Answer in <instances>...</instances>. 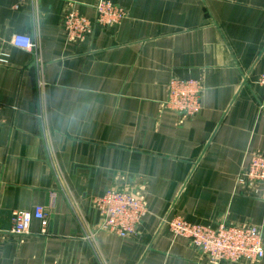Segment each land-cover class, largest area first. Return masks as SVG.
I'll return each instance as SVG.
<instances>
[{"label": "crops", "instance_id": "crops-1", "mask_svg": "<svg viewBox=\"0 0 264 264\" xmlns=\"http://www.w3.org/2000/svg\"><path fill=\"white\" fill-rule=\"evenodd\" d=\"M99 1L0 0V264H212L173 217L264 238V185L238 182L264 154V0H108L127 18L69 42L66 15ZM173 78L201 82L198 115L163 108ZM112 187L148 205L133 238L98 229ZM36 208L48 234H12Z\"/></svg>", "mask_w": 264, "mask_h": 264}, {"label": "built area", "instance_id": "built-area-1", "mask_svg": "<svg viewBox=\"0 0 264 264\" xmlns=\"http://www.w3.org/2000/svg\"><path fill=\"white\" fill-rule=\"evenodd\" d=\"M95 11L96 18L92 22L72 7L62 23L69 42L79 44L93 34L95 25L114 27L120 25L128 15L124 8L115 6L108 0H100ZM12 44L27 52L35 48L33 40L24 35L14 36ZM258 84L264 89V74L259 77ZM202 93L200 81L173 78L168 84V99L163 108L194 117L201 112ZM262 104L264 108V101ZM238 182L249 186L264 185V154L256 153L251 156L248 165L242 169ZM93 204L100 216L98 229L126 239L138 234V227L149 212L146 201L128 188L112 187L103 196L94 198ZM34 219L41 222L42 233L48 234L50 219L43 208H36L33 214L15 212L11 233L28 235ZM169 227L175 236L188 239L191 246L202 252L212 264L242 261L260 263L264 258V238L256 226L221 225L213 228L190 224L181 217H173L169 220Z\"/></svg>", "mask_w": 264, "mask_h": 264}]
</instances>
